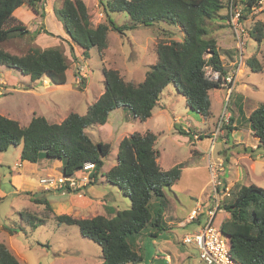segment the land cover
I'll return each mask as SVG.
<instances>
[{"label": "trees", "instance_id": "16d2710c", "mask_svg": "<svg viewBox=\"0 0 264 264\" xmlns=\"http://www.w3.org/2000/svg\"><path fill=\"white\" fill-rule=\"evenodd\" d=\"M225 1L106 0L100 2L106 19L94 24L84 0H62V5L57 7L55 13L71 37L72 46L82 48L84 57L89 56L92 48H96L99 55L103 56L109 45L108 35L111 30L125 33L139 23L152 25L165 21L178 25L183 38L157 45L158 60L147 68L141 82L127 81L118 69L103 67L105 90L88 106L84 114L70 112L61 122H52L43 115H37L27 125L0 114V152L23 142L21 161L35 163L43 157L60 159L66 175L85 171L84 165L94 162V168L88 171L92 179L88 183L96 185L98 172L110 155L112 144L109 141L94 140L86 129L105 124L113 110L123 107L132 112L135 118L146 121L152 116L163 90L173 83L194 111L208 117L211 114L210 91L220 86L206 76L205 66L211 65L223 75L228 70L209 26V23L217 19H224L230 25L227 15L221 12L225 8ZM246 1L248 4L244 8L245 12L257 2ZM44 4L45 0H0V64L18 69L32 80L49 77L52 83L61 85L67 81L69 63L60 47H34L21 55L10 53L1 46L5 41L30 31L15 14L16 9L27 5L40 17H45ZM116 12L127 13L130 22H116L112 16ZM43 28L34 31V35L41 31L48 32ZM250 33L261 43L264 40L263 21H256ZM233 51L235 55L238 54V49L234 48ZM209 53L211 56L207 58ZM234 58L233 65L236 68L239 56ZM247 64L252 70L261 71L264 63L253 55ZM239 111L242 113V107ZM247 120L259 138L257 147L264 150L263 102L251 112ZM179 129L180 133L193 137L190 130L183 127ZM156 140L157 135L152 131L133 132L119 144L115 164L100 172L106 181L117 185L130 198L129 208L117 210L112 216L97 214L92 217H76L66 213L55 216L59 224L77 225L84 236L101 245L102 264H139L144 259V248L139 237L159 238L164 232L172 230L164 217L169 205L166 189H171L181 178L183 166L178 163L169 169L161 168ZM244 149L248 151L254 148L246 146ZM77 181L80 186L72 187L68 184L61 190L65 193L89 191L90 185ZM210 196L211 191L208 198ZM31 200L53 209L47 197L35 198L32 194ZM219 209L230 214L221 223V230L234 258L243 264H264V188L254 183L245 185L237 181L232 186L231 195L224 198ZM27 213L20 211L19 216L29 220L33 228L46 222L47 218L39 216L33 222V216ZM1 227L11 235L26 230L22 224H5ZM0 264H20L18 257L3 241L0 243Z\"/></svg>", "mask_w": 264, "mask_h": 264}, {"label": "rangeland", "instance_id": "374dc122", "mask_svg": "<svg viewBox=\"0 0 264 264\" xmlns=\"http://www.w3.org/2000/svg\"><path fill=\"white\" fill-rule=\"evenodd\" d=\"M61 5L62 0H45V17H40L27 5L16 9L15 14L26 24L30 31L24 35L9 39L1 45L10 53L21 55L34 47H60L68 58L69 67L67 69V85L65 87L56 86L51 81H49V84L46 81L45 84L40 81L41 79L36 85L34 80L23 76L25 74L18 69H12L6 64L0 67V95L9 91L6 96H0V114L8 115L10 118H13L10 115L16 116L19 120L14 119L22 121V125H27L32 117L37 115H44L50 121L60 122L61 116H66L71 111L84 114L88 106L96 101L104 91L103 65L104 67L118 69L127 81L141 82L145 78L147 68L151 63L157 62V45L160 42H170L172 39L181 40L183 38V32L178 25L175 26L165 21L155 22L152 25L139 23L135 24L134 29H128L125 33L111 30L108 35L109 45L103 56L99 55L96 48H92L89 51V56L84 59L81 51L78 48L74 49L72 42L69 44L61 41L58 44L62 36L69 35L63 22L55 13L57 7ZM88 9L94 24L105 21L106 15L100 16L99 8L96 5L89 6ZM112 16L120 24L130 22V18L125 12H116ZM252 18V21H249L250 25H254L258 20L264 23V10L255 13ZM43 26L46 27L49 33L41 31L40 33H45V36L40 39L41 34L34 35L33 32L42 30ZM209 26L211 35H220V44L226 45L220 51L225 66L230 69L229 61L226 56L224 58V55L232 56L234 48L237 49L236 47H239V41L235 38L232 27L224 24L223 19L221 23L211 22ZM43 29L45 30V28ZM215 35L214 37L216 38ZM239 52L242 53L245 62L240 64L238 70L243 66L245 72L239 76L241 83L239 89L237 88L238 92L235 89L230 91L232 92V97L229 92L227 93L226 88H217L216 90L223 98L221 104L216 100V96L213 94L214 90L211 91V114L208 117L194 111L185 96L177 90L173 83H170L161 93L160 99L153 109L152 116L146 121H140L135 118L132 112L120 107L115 109L110 118L108 117L106 122L108 124L102 127L93 125L86 129L94 140L109 141L112 144V151L108 158L105 159L104 168L98 172L97 184L93 185L97 193L95 204L98 205L97 207L93 206V209H95L94 215L102 212L108 214L110 212L109 209H111L109 205L114 211L127 209L131 206L130 198L119 187L110 186L106 181L102 183L103 179L99 180V178L102 174L100 173L101 170L106 171L115 164L118 146L121 141L135 131L140 133L152 131L157 135L155 147L159 151L158 162L161 168L169 169L178 163L183 166L181 178L171 189H166V196L170 205V209L168 206L164 213L166 221L175 222L177 216L179 219L183 217L185 219L195 205L196 199L203 202L208 199L213 176L210 169L211 166H214V168L219 166L220 169H223L222 166H224L225 170H217V173L221 174L227 182L235 180L239 174L242 184L249 185L254 183L264 188V150L257 146L253 150L248 149L246 151L243 149L248 145L249 137V144L255 143L253 137L257 138L258 142L259 138L252 132V134L246 135L241 143L236 144L235 137L238 134L236 131L240 130L239 128H243V125L236 123L237 121L233 119L240 113L238 107L241 108L243 105L245 114V112L250 111L251 106H256L259 102L264 103V64L261 71H254L247 64V60L253 55L264 63V40L259 43L253 37L249 38L246 36L243 38V45ZM259 52L260 54H258ZM236 56L238 54L234 57ZM234 63L231 62V65ZM87 67L89 68L90 76L83 77L80 72L83 69H88ZM46 78L48 79L49 77ZM44 79L45 77L42 78V80ZM235 79L236 76L234 82ZM244 84L246 85L245 87H243ZM13 86L16 91L8 88ZM238 93H240L243 100L240 98L236 99ZM226 100L228 102L227 106H225ZM225 108L228 110L226 112L227 115L226 117H221ZM59 113L60 115L58 116ZM248 123L249 120L245 118L244 125ZM179 127H183L187 131L190 130L193 137L191 138L190 134L180 133ZM20 145V156L23 142L9 148L8 152L4 153L2 162H0V179L4 191H15L18 189V185L13 181L11 171L14 167L17 168L16 165H21L16 164L19 159L17 147ZM247 147L253 148L252 146ZM246 154L248 157H246ZM234 157L240 158L241 164L235 161ZM47 159L50 160L51 158L43 157L35 163L31 162L32 165H22L21 168L25 173L24 175H28L27 171L29 170L31 171L29 175L34 176L37 173V164ZM22 162H25V160ZM236 163L241 166H235L234 164ZM58 170L59 168L48 171L45 175L59 176L62 171ZM45 175L39 177V180L37 178L38 184L42 189L45 186L41 184L40 180ZM86 184L92 186L88 182ZM57 190L62 191L61 188L51 189L50 191ZM24 191L22 192L23 194L10 192L7 196L0 198V243L2 241L6 243L19 258L21 264L102 263L103 250L100 244L84 236L77 225H68L66 223L60 225L54 219L56 216L54 211L56 210L48 209L44 205L38 206L36 202L31 200L32 194L35 198L46 197L45 195L37 196V191H30L31 194L27 190ZM80 191L78 193L81 196L87 195L91 197L85 190ZM53 196L60 197L63 195L55 192L50 197L53 198ZM71 196L74 195L72 194ZM67 204L69 205L66 207L67 211L71 212L73 210L76 211L77 215L80 214L76 210L80 209L78 201L69 200ZM55 205L57 209L58 204ZM173 209L176 210V217L175 213L173 214V211H175ZM20 211H25L28 212L27 214L32 215L34 218L33 222L37 221V216L47 218L46 223L39 224L36 228H33L29 220L20 218ZM86 214L83 212L80 215L85 216ZM167 214L171 215L170 219L168 217L169 220L167 219ZM179 214L181 215L180 217ZM225 217L226 213L219 211L214 223L219 225ZM203 219L205 220L206 217H203ZM5 224L13 226L22 224L26 230L25 232L20 231L15 235H11L5 233L4 227H1ZM173 228L174 232L166 231L163 236L164 238L175 239L172 242L176 244V246H173V251L177 256V260L173 261L174 264H207L200 259L197 248L193 245L185 244L183 241L184 235L196 230L197 227L189 224L188 227L171 226V229ZM139 238L141 239H139L140 244L144 248V259L139 264H153L154 254L160 247L159 241L154 242V238L149 236L143 237L141 235ZM177 248L180 250L179 252L176 250ZM17 253H19V256ZM183 254L184 256L182 257ZM159 256L166 255L159 254ZM156 264H171V262L166 261L163 257Z\"/></svg>", "mask_w": 264, "mask_h": 264}, {"label": "built area", "instance_id": "2783aa9c", "mask_svg": "<svg viewBox=\"0 0 264 264\" xmlns=\"http://www.w3.org/2000/svg\"><path fill=\"white\" fill-rule=\"evenodd\" d=\"M245 5H241L237 0H229L226 14L228 17V22L234 32L235 38L239 41L240 51L243 45V38L248 36L251 25L249 23V18L254 13H257L264 8V0H257L255 5L248 7V16L244 11ZM100 16L103 13L99 12ZM240 63L243 61V55L239 52ZM206 76L215 82H218L220 87L226 88L229 93L234 89V74L227 73L223 75L220 70L214 69L211 65L205 67ZM82 76H86L85 72H82ZM1 82V81H0ZM227 110L224 109L221 117H226ZM94 162H88L84 166V170H81L78 174L59 176L46 175L41 178L40 182L45 186L46 189L63 188L68 184L72 187L80 186L77 180H80L81 184H86L90 180V170L94 168ZM220 169L219 166L214 168L211 166L212 170V186H211V196L207 199L208 203L204 204L203 201L197 200L195 207L190 211L188 219L198 220L200 216L206 217L205 222L200 226V228L192 233H187L184 236V242L186 244L193 245L199 251V256L202 261L207 264H243L234 258L228 240L223 235L220 225L214 223V219L218 212L221 210L220 205L225 197L230 196L232 192V182H227L221 174L217 173ZM217 173V174H216ZM202 217V218H203Z\"/></svg>", "mask_w": 264, "mask_h": 264}, {"label": "crops", "instance_id": "0c3cea01", "mask_svg": "<svg viewBox=\"0 0 264 264\" xmlns=\"http://www.w3.org/2000/svg\"><path fill=\"white\" fill-rule=\"evenodd\" d=\"M86 3H87V6L89 7V6H93V5H96L99 9H100V6L98 5V0H84ZM48 15H49V13H47ZM53 14V13H52ZM251 19V18H250ZM224 20V19H223ZM214 22H219V23H221L222 22V19H217V20H215ZM224 24H226L227 25V23L224 21ZM45 29H46V27H45ZM41 35H40V39H43V37L45 36V33H40ZM215 35V34H214ZM213 35V36H214ZM216 36V35H215ZM219 38H220V35H217L216 36V39L218 40V45H219V47H220V49L223 47V46H226L225 44H220V42H219ZM61 40H59V43L58 44H60L61 43V41L62 42H66V43H69L70 44V42H71V37H69V35H65V36H62L61 38H60ZM228 40V39H227ZM46 42V41H45ZM47 43V42H46ZM79 49V51H81V54L83 55V49L82 48H80L79 46H77V45H74V49ZM234 52V51H233ZM235 53H233L232 54V56H230L229 54V56H227L226 54L224 55V58H225V56H226V59L229 61V64H230V66H231V68L230 69H228L227 70V73H232L233 72V74H234V78H235V76H236V79H235V91L236 92H238V89H239V86H240V83H241V80H239V76L242 74V73H244L245 72V69L243 68V66H241L240 67V69L239 70H241V72H239V70H238V65L236 66V68H235V66L232 64L231 65V62H234V60H235V58H234V55ZM258 54H260V52L258 53ZM251 55V54H250ZM157 57V56H156ZM233 57V59H231ZM251 57V56H250ZM83 58H85L84 57V55H83ZM248 59V58H247ZM86 60H87V58H86ZM157 60H158V58H157ZM155 63V62H154ZM154 63H151V64H154ZM2 66H5V65H0V67H2ZM9 67V66H8ZM102 67H104V65L102 66ZM10 68H12V67H10ZM12 69H14V68H12ZM23 76H27V77H29V79H30V76L29 75H23ZM40 81H43L44 83L47 81V83L49 84L50 82V80H49V78L47 79L46 77H45V79L44 80H40ZM39 82V80H36L35 81V83H36V85H37V83ZM15 83V82H14ZM46 84V83H45ZM67 84H65V85H63V86H61V85H57V86H59V87H65ZM246 85L244 84L243 85V87H245ZM238 88V89H237ZM217 88H215V89H213L214 90V92H213V94L216 96V100L217 101H219L221 104H222V102H223V98H222V96H221V94L216 90ZM71 90V89H70ZM213 90H211V91H213ZM210 91V92H211ZM8 94V92H6L3 96H6ZM210 97H211V95H210ZM226 97V96H225ZM224 97V98H225ZM232 97H233V95H232ZM241 99V100H243L242 98H241V95H240V93H238L237 95H236V99ZM212 102V101H211ZM261 102H259L258 103V105L260 104ZM258 105H256V106H251V108H250V111H248V112H245V114H244V109H243V105H242V113H239V115L236 117L235 116V118H233L234 120H236L237 122L236 123H240L241 125H243V128H239L240 130H237L236 132L238 133L237 134V136L235 137V142H236V144H239V143H241L242 142V139L246 136V135H249V134H252V132H254V130L251 128V126H250V124L248 123L247 125H244V123H245V118H248V116L251 114V112L258 106ZM237 107H238V105H236ZM114 111L115 110H113L110 114H109V118H110V115L111 114H113L114 113ZM238 111H239V107H238ZM60 115V113L58 114V116ZM68 115V114H67ZM66 115V116H67ZM132 115V114H131ZM6 116H8V115H6ZM11 117H13V119L14 118H16V119H18L19 120V118L18 117H16V116H12V115H10ZM66 116H61V121L62 120H64L65 119V117ZM9 117V116H8ZM60 121V122H61ZM21 124H22V121H19ZM233 123V122H232ZM105 124H108V123H105ZM105 124H103V125H99V127H102V126H104ZM97 125H95V127H96ZM236 132H233V133H236ZM232 133V134H233ZM241 134V135H240ZM253 137V136H252ZM229 138H230V135H229ZM228 138V139H229ZM253 139L255 140V143L254 144H249V142H250V137H249V139H248V145H246V146H252L254 149H255V147L256 146H258V140H257V138H254L253 137ZM230 140V139H229ZM245 146V147H246ZM12 147V146H11ZM11 147H9V148H11ZM9 148L5 151V152H1L0 153V162H2V160H3V158H4V153H7L8 152V150H9ZM18 148V162H16V164L18 163V164H21V165H16L17 166V168L16 167H14L13 168V170L11 171V175H12V178H13V181L18 185V189L17 190H15V191H11V190H8V191H4L3 189H2V182H1V179H0V198L2 199L3 197H5V196H7V194H9L10 192H13V194H21L22 192H25L24 190H27V191H37V196H42V195H45L48 199H49V201H50V203H51V205H52V207H54L53 208V210H56V211H54L55 212V214H62V212L63 213H68V214H71V215H73V216H76V217H92V216H95L93 213H95V209H93L94 207H97L98 205L97 204H95V201H97V199H95V197H97V193H96V191L94 190V186L92 185V186H90L89 187V191L87 192V194H89L91 197H94V198H91V197H89V196H87V195H83V196H81V194L80 193H65L64 191H59V190H57V191H50V190H44V189H42L40 186H39V184H38V180H39V177H41L42 175H45V174H47V172L48 171H53V170H56L57 168H59V170L58 171H62V166H63V162L61 161V160H59V159H47V160H44V161H41V162H39L38 164H37V166H36V169H37V173H35L34 174V176H31V175H29V172H31V171H27V173H28V175H24L25 173H24V171H22V168H21V166L22 165H32V163L31 162H29V161H25V162H22L21 160H20V156H19V153H20V149H21V145L19 146V147H17ZM244 149V148H243ZM245 151V150H244ZM245 153H247L246 151H245ZM246 157H248V155L246 154ZM235 158V161H237L238 163H240L241 164V160H240V158H237V157H234ZM242 159H244V158H242ZM105 165V164H104ZM104 165H103V167L102 168H104ZM235 166H241V165H239V164H234ZM42 168V169H41ZM52 168H54L53 170H52ZM14 169H17V170H14ZM108 170V169H107ZM104 170H102V172H103ZM37 178H38V180H37ZM100 179H103L102 180V183H104V181H106V179H105V176H103L102 174L100 175V178H99V180ZM233 184L234 183H236L237 181H239V182H241V177H239V174H238V178H236L235 180H230ZM106 183L107 184H109L110 186L112 185L113 187H115V186H117V185H113V184H111V183H109L108 181H106ZM118 187V186H117ZM33 189H36V190H33ZM55 192H57V193H61L63 196H60V197H56V196H53V198H51L50 196L53 194V193H55ZM210 192V191H209ZM23 194V193H22ZM74 195V196H71V195ZM209 195V194H208ZM99 198H101V197H99ZM71 201V200H76V201H78L80 204V209H76V210H78L79 211V213L81 214V213H87L85 216H82V215H77V213H76V211H67L66 210V207H68L69 205L67 204L68 203V201ZM55 204H58V208L56 209V205ZM37 205L38 206H43V204H38L37 203ZM67 205V206H66ZM101 205H103V204H101ZM94 206V207H93ZM169 206V209H170V205H168ZM173 207V206H172ZM194 207V206H193ZM13 208H15V207H13ZM109 208H111V209H109V213L108 214H105L104 212H102V213H97V214H104V215H109V216H112L113 214H114V210H112V207H110V205H109ZM168 209V210H169ZM177 210H178V208H176ZM75 210V209H74ZM173 210H175V209H173ZM220 211H222V212H224V213H226V217H225V219L226 218H228L229 216H230V214H229V212H227L226 210H224V209H221ZM175 213V217H176V210L175 211H173V214ZM179 213V212H178ZM189 213H190V211H189ZM189 215V214H188ZM181 215L179 214V217H180ZM165 217H166V215H165ZM168 217H169V219L171 218V215L169 216L168 214H167V219H168ZM50 218H54V217H50ZM184 218V217H183ZM183 218H181V219H179L178 218V216H177V220L174 222V221H167L169 224H170V226H178V227H188L189 226V224H193V225H195L196 227H197V229L196 230H198L199 228H200V226L204 223V221H203V218L200 220V221H195V222H192V223H190L189 222V220H188V217H186L185 219H183ZM55 219V218H54ZM168 219V220H169ZM224 219V220H225ZM56 220V219H55ZM223 222V221H222ZM221 222V223H222ZM46 223V222H45ZM221 223L219 224V225H221ZM61 225V224H60ZM196 230H194V231H196ZM23 232V231H22ZM171 232H174V228L171 230ZM193 232V231H192ZM5 233H8V232H6V230H5ZM9 234V233H8ZM15 235V234H14ZM164 234H162L159 238H154V242H158L159 241V243H160V247H159V249L155 252V254H154V261H153V264H156L157 262H159L163 257L166 259V261H169V262H171V264H174V260L176 259L177 260V256H176V254L174 253V251H173V246H176V244L174 243H172V242H174V240L175 239H173V238H169V237H167V238H164V236H163ZM10 248V247H9ZM11 249V248H10ZM178 252L180 251V250H178V248L176 249ZM12 251V250H11ZM18 254V256H19V253H17ZM159 254H165L166 256H159ZM184 256V254L182 255V257ZM19 259V258H18ZM20 261V260H19ZM21 264V263H20ZM102 264V263H101Z\"/></svg>", "mask_w": 264, "mask_h": 264}, {"label": "clouds", "instance_id": "9594fccd", "mask_svg": "<svg viewBox=\"0 0 264 264\" xmlns=\"http://www.w3.org/2000/svg\"><path fill=\"white\" fill-rule=\"evenodd\" d=\"M101 1H106V0H98V5L100 6V9H98V12L101 11V12L103 13L102 16H104L105 12L103 11V8L101 7V4H100ZM237 1H238L241 5H245V7H246V5L248 4L246 0H237ZM228 2H229V0H226V1H225V8H224L225 12H224V10L222 11L223 15H225V16L227 15V14H226V9H227ZM245 7H244V8H245ZM263 10H264V8L261 9L260 12H262ZM258 12H259V11H258ZM254 14H255V13H254ZM254 14H253V15H254ZM99 15H100V14H99ZM253 15L250 16L251 19L249 18V21H250V20L252 21V19H253L252 16H253ZM246 16H248V12H246ZM226 20H227V19H226ZM251 26L253 27V25H251ZM252 27H251V29H252ZM251 29H250V30H251ZM248 37H249V38L252 37V34H251L250 32H249V34H248ZM71 41H72V40H71ZM236 48H237V47H236ZM237 49H238V48H237ZM210 56H211V53L207 54V58H209ZM238 56H239V49H238ZM84 59H85V58H84ZM86 61H87V60H86ZM242 62H245V60L243 59ZM242 62H241V63H242ZM241 63H240V60H239L238 67L240 66ZM87 64H88V62H87ZM0 65H3V64H0ZM206 66H207V65H206ZM206 66H205V67H206ZM87 68H88V67H87ZM82 72H85V73H86V76H85V77H89V76H90L89 68H88V69H85V70L83 69ZM82 72H80L81 75H82ZM83 77H84V76H83ZM30 79H31V78H30ZM41 79H42V78H41ZM49 79H50V78H49ZM31 80H32V79H31ZM39 80H40V79H39ZM34 81H36V80H34ZM50 81H51V79H50ZM51 83H52V81H51ZM52 84H54V83H52ZM65 84H66V83H65ZM234 84H235V82H234ZM54 85L57 86V84H54ZM61 85H63V84H61ZM219 86H220V85H219ZM8 88H10V90H12V91H16V88H15L14 86H13V87H8ZM220 88H221V87H220ZM234 89H235V87H234ZM104 90H105V86H104ZM226 91H227V89H226ZM0 92H1V91H0ZM7 92H9V91H7ZM103 92H104V91H103ZM103 92H102V93H103ZM227 93H228V91H227ZM3 95H4V94H2V95H0V96H3ZM101 95H102V94H101ZM101 95H100V96H101ZM231 95H232V92L230 93V96H231ZM227 100H229V99H227ZM227 100H226V104H225V106H227V104H228ZM94 102H95V101H94ZM91 104H92V103H91ZM225 109H226V108H225ZM226 110H227V109H226ZM227 111H228V110H227ZM71 112H74V111H71ZM69 113H70V112H69ZM69 113H68V114H69ZM221 115H222V114H221ZM43 116H44V115H43ZM65 118H66V117H65ZM62 121H63V120H62ZM52 122H53V121H52ZM87 163H88V162H87ZM84 166H85V165H84ZM62 174H64V172H63V166H62ZM64 175H66V174H64ZM45 176H46V175H45ZM67 176H68V175H67ZM224 179H225V178H224ZM229 182H230V181H229ZM233 186H234V184H233ZM44 189H45V190H51V189H46V188H44ZM54 189H57V188H54ZM61 189H62V188H61ZM210 189H211V186H210ZM199 199H200V198H199ZM196 201H197V199H196ZM204 201H205V200H204ZM206 201H207V199H206ZM195 205H196V202H195ZM195 205H194V207H195ZM194 207H193V208H194ZM193 208H192V209H193ZM192 209H191V210H192ZM191 210H190V211H191ZM188 216H189V215H188ZM188 220H189V219H188ZM195 221H197V220H191V221L189 220V222H195ZM220 226H221V225H220ZM196 231H197V230H196ZM193 232H195V231H193ZM188 233H192V232H188ZM186 234H187V233H186ZM186 234H185V235H186ZM185 235H184V236H185ZM183 239H184V237H183ZM183 241H184V240H183ZM184 243H185V242H184ZM185 244H186V243H185Z\"/></svg>", "mask_w": 264, "mask_h": 264}]
</instances>
